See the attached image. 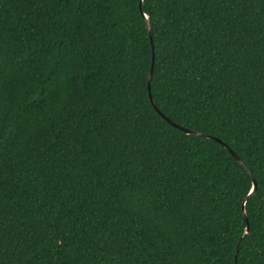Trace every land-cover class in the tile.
I'll return each instance as SVG.
<instances>
[{
  "label": "trees",
  "instance_id": "16d2710c",
  "mask_svg": "<svg viewBox=\"0 0 264 264\" xmlns=\"http://www.w3.org/2000/svg\"><path fill=\"white\" fill-rule=\"evenodd\" d=\"M0 264H264V0H0Z\"/></svg>",
  "mask_w": 264,
  "mask_h": 264
},
{
  "label": "water",
  "instance_id": "95a60500",
  "mask_svg": "<svg viewBox=\"0 0 264 264\" xmlns=\"http://www.w3.org/2000/svg\"><path fill=\"white\" fill-rule=\"evenodd\" d=\"M144 17L146 18V16L144 15ZM147 28H148V31L150 32V26H149V23L147 22ZM150 72H151V68H150ZM148 81H149V77H148ZM148 98H149V95H148ZM149 102L152 106V108L155 110V112L163 119L165 120L168 124H170L171 126L183 131L184 133L188 134V135H191V136H195V137H206V138H209L208 136L206 135H202V134H199L197 132H194V131H189V130H186L182 127H179L178 125L174 124L173 122H171L169 119H167L159 110L158 108L156 107V105L154 104L152 98L149 99ZM219 142V141H218ZM228 152L229 154L240 164L244 167L243 163L241 162V160L223 143L219 142ZM244 169L247 171V173L250 175L249 171L244 167ZM255 188H256V184L254 182V180L252 179V191L250 192L249 195H251L254 191H255ZM246 219V217H245ZM248 230V229H247Z\"/></svg>",
  "mask_w": 264,
  "mask_h": 264
},
{
  "label": "snow or ice",
  "instance_id": "6c2138e0",
  "mask_svg": "<svg viewBox=\"0 0 264 264\" xmlns=\"http://www.w3.org/2000/svg\"><path fill=\"white\" fill-rule=\"evenodd\" d=\"M151 72H149V83L151 84ZM151 98V93H149V99ZM250 192L252 191L251 189L249 190Z\"/></svg>",
  "mask_w": 264,
  "mask_h": 264
}]
</instances>
